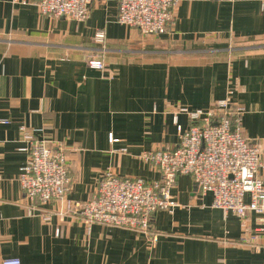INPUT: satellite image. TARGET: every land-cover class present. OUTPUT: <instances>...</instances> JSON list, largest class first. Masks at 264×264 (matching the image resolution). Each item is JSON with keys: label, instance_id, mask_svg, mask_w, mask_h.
Listing matches in <instances>:
<instances>
[{"label": "crops", "instance_id": "0c3cea01", "mask_svg": "<svg viewBox=\"0 0 264 264\" xmlns=\"http://www.w3.org/2000/svg\"><path fill=\"white\" fill-rule=\"evenodd\" d=\"M117 15V0L93 1L83 20L0 0V118L10 120L0 123V264L7 256L24 264H264L260 215L210 206L211 193H200L189 173L172 187L179 205L157 210L148 232L89 227L61 214L62 200L26 195L21 124L66 146L68 197L77 200L88 199L108 169L159 178L144 152L179 143L173 111L181 105L209 109L229 94L243 107V134L264 148V0H181L174 23L159 35ZM99 29L106 33L103 70L87 62L101 50ZM179 123L191 121L180 113ZM261 161L264 179V155Z\"/></svg>", "mask_w": 264, "mask_h": 264}, {"label": "built area", "instance_id": "2783aa9c", "mask_svg": "<svg viewBox=\"0 0 264 264\" xmlns=\"http://www.w3.org/2000/svg\"><path fill=\"white\" fill-rule=\"evenodd\" d=\"M14 3L37 5L44 15L86 19L95 0H12ZM181 0H117L119 22L138 28L143 34L159 35L170 27ZM94 39L101 43L100 52L87 59L90 67L103 70L106 66V33L96 31ZM243 107L229 94L217 98L209 109L181 105L173 111L179 132L175 147H158L144 152V158L160 171L161 176L148 181L141 176H124L106 170L95 191L86 200L68 197L73 183L71 161L66 146L51 145L36 136L25 124L20 125L21 150L27 153L20 166L19 180L26 195L42 203L53 199L63 201L61 214L71 213L89 227L95 222L139 228L150 231L154 215L161 208L173 211L179 205L172 187L180 173L191 174L200 193H211L210 206L244 215L254 211L260 215L257 232L264 234V179L259 169L263 165L264 148L251 143L242 132ZM180 113L191 123L183 127ZM0 118V123H8ZM110 140L117 138L111 133ZM248 197V199H246ZM44 219H51L45 214ZM157 238V233L153 239ZM255 238L254 234L245 241ZM1 247V237H0ZM1 264H24L20 256H7Z\"/></svg>", "mask_w": 264, "mask_h": 264}]
</instances>
